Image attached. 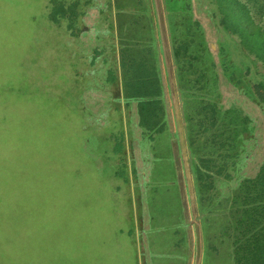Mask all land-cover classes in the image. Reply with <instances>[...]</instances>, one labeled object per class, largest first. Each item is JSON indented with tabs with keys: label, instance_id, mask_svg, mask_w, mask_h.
I'll use <instances>...</instances> for the list:
<instances>
[{
	"label": "rangeland",
	"instance_id": "rangeland-1",
	"mask_svg": "<svg viewBox=\"0 0 264 264\" xmlns=\"http://www.w3.org/2000/svg\"><path fill=\"white\" fill-rule=\"evenodd\" d=\"M172 1V10L167 12L171 42L164 47L174 72L175 98L183 103L182 113L178 110L183 115L178 130L188 149L187 161L193 166L192 151L200 142L204 147L205 138L198 135L196 103L183 102L173 56L176 42L190 38L186 24L199 21L203 31L194 30L193 49L199 52V43H207L217 63L220 41L226 40L232 61L239 67L246 63L243 79L250 90L264 80V68L253 63V56L243 55L237 36L222 30L214 0H186L189 9L185 0ZM53 2L0 0V237L6 236L0 250L9 251L11 236L22 230L39 240L27 246L35 254V264H136L135 250L125 232L128 200L123 182L114 177L108 161L117 141L111 142L107 136L125 134V130L118 112L110 115L111 125L103 130L87 123L80 100L81 83L86 79H75L83 62L72 57L64 22L53 21L52 13L60 14ZM166 2L171 0H163ZM219 72L220 104L236 106L252 120L254 132L243 172L254 176L264 161V108L242 85L231 84L221 69ZM205 136L210 148L209 134ZM161 141L165 142L164 136L157 141L160 157L151 163L154 189L147 196L153 227L161 215L175 216L173 206L179 202L171 155ZM99 152L108 155L102 166H98ZM224 206L214 207V214ZM206 221L203 264H232L231 242L222 235L224 218L213 215ZM18 223L25 227H15ZM150 232L149 239L154 240L155 232Z\"/></svg>",
	"mask_w": 264,
	"mask_h": 264
},
{
	"label": "crops",
	"instance_id": "crops-1",
	"mask_svg": "<svg viewBox=\"0 0 264 264\" xmlns=\"http://www.w3.org/2000/svg\"><path fill=\"white\" fill-rule=\"evenodd\" d=\"M53 4L60 13L56 24L66 25L72 57L83 62L75 79L78 81L80 76L86 79L81 83L80 100L88 115L87 123L97 131L103 130L111 125L110 115L118 112L119 123L125 130L120 136L115 131L109 133L108 140H116L118 145L115 142L111 147V158L99 152L98 166L104 165L108 156L112 174L123 182L128 200L125 232L131 249L135 250L136 264H203L206 220L213 215L209 216L207 202L201 199L193 166L187 161L188 149L183 147V133L178 130L183 116L178 115V110L182 113L183 103L175 98L171 75L174 72L164 47L171 42L166 3L54 0ZM143 60L148 61L147 69L160 79L161 121L165 123L161 133L150 134L141 128L139 100L127 95L129 89L133 90L134 69ZM160 136L165 137L161 146L171 155L172 179L179 202L173 206L175 216L165 213L157 227H153L147 196L154 189L151 163L160 157V142L157 143ZM151 230L155 232L154 240L148 236ZM120 232L123 234L121 229Z\"/></svg>",
	"mask_w": 264,
	"mask_h": 264
},
{
	"label": "trees",
	"instance_id": "trees-1",
	"mask_svg": "<svg viewBox=\"0 0 264 264\" xmlns=\"http://www.w3.org/2000/svg\"><path fill=\"white\" fill-rule=\"evenodd\" d=\"M172 2H166L169 12ZM214 2L218 23L225 34L237 36L243 55L247 58L253 56V63L259 62L264 68V4L259 0ZM51 17L57 21L53 13ZM185 28L190 38L176 42L173 56L183 102L196 103L198 135L205 138L204 147L198 139L200 145L192 151L199 194L207 202L209 216L217 215L225 220L222 235L231 242L232 264H264V161L254 176L243 172L250 154L254 127L242 109L236 106L225 108L220 104L219 69L224 78L236 86L242 85L245 93L263 108L264 80L250 90L243 79L246 63L241 62L242 67H239L232 61L233 53L228 54L226 40L220 41L217 63L207 43H199V52L193 49L194 30L203 31L199 21L191 20ZM147 64V60L137 64L133 90L129 89L127 95L139 100L141 128L155 134L165 130V123L161 121L163 92L159 77L147 69ZM205 134H209L210 148ZM194 143L192 140V147ZM223 204L225 206L214 214V207ZM15 227L24 228L25 225L18 223ZM5 241L6 236H1L0 244H5ZM38 241L31 232L27 234L20 230L14 233L10 238L9 251L0 250V264H35V254L29 252L27 246Z\"/></svg>",
	"mask_w": 264,
	"mask_h": 264
}]
</instances>
